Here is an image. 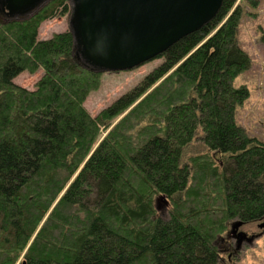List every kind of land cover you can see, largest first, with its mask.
Returning <instances> with one entry per match:
<instances>
[{
    "label": "trees",
    "instance_id": "trees-1",
    "mask_svg": "<svg viewBox=\"0 0 264 264\" xmlns=\"http://www.w3.org/2000/svg\"><path fill=\"white\" fill-rule=\"evenodd\" d=\"M237 1L94 116L100 74L80 66L69 29L38 38L68 0L0 13V264H218L230 224L264 220V143L234 119L249 96L233 87L249 67ZM38 70L32 90L14 82ZM198 133L206 151L184 159Z\"/></svg>",
    "mask_w": 264,
    "mask_h": 264
},
{
    "label": "water",
    "instance_id": "water-1",
    "mask_svg": "<svg viewBox=\"0 0 264 264\" xmlns=\"http://www.w3.org/2000/svg\"><path fill=\"white\" fill-rule=\"evenodd\" d=\"M50 0H0L7 19H26ZM223 0H69L74 56L90 72L134 68L208 24ZM158 200L163 201L160 196ZM242 226L230 225L232 233ZM259 228L264 229V221ZM238 243L244 234H237ZM250 241V239H248Z\"/></svg>",
    "mask_w": 264,
    "mask_h": 264
},
{
    "label": "rangeland",
    "instance_id": "rangeland-1",
    "mask_svg": "<svg viewBox=\"0 0 264 264\" xmlns=\"http://www.w3.org/2000/svg\"><path fill=\"white\" fill-rule=\"evenodd\" d=\"M238 2L241 3L242 17L236 40L249 58V67L233 80V87L236 89L246 87L249 96L241 105L235 107L234 119L251 138L264 143V0H258L256 8L250 7L243 0ZM68 4L70 5L69 0ZM69 16L70 10L63 16L43 21L38 29V38L47 39L54 33L67 31ZM163 61V57L159 56L128 70L100 73L98 88L87 96L84 102L85 109L91 115H96L118 97L133 89L144 76ZM40 75V70L34 74L24 71L14 79V82L22 88L32 90ZM200 137L201 134L198 133L197 139L187 147L184 159L206 151ZM158 198L155 201L157 214L166 219L169 203L164 197L163 201ZM261 222L244 224L237 229L235 234L242 233L245 237L238 249L236 239L230 240L232 231L229 226L216 240L219 251L218 264H264V229L258 226ZM230 243L232 244L229 245ZM228 245L231 246L229 253L226 252Z\"/></svg>",
    "mask_w": 264,
    "mask_h": 264
},
{
    "label": "flooded vegetation",
    "instance_id": "flooded-vegetation-1",
    "mask_svg": "<svg viewBox=\"0 0 264 264\" xmlns=\"http://www.w3.org/2000/svg\"><path fill=\"white\" fill-rule=\"evenodd\" d=\"M236 239V249H238L239 248V246L243 243V241L245 240V237H242L241 239H240V242L238 243V239L237 238H239V237H237V234H235V233H232V236H230V240H233V239ZM233 242V241H232ZM232 243H230L229 245H231ZM228 245V246H229ZM230 247L231 246H229V248H227L226 249V252L227 253H229L231 250H230Z\"/></svg>",
    "mask_w": 264,
    "mask_h": 264
}]
</instances>
